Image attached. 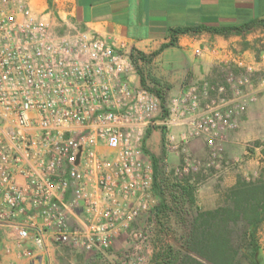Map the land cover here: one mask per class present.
I'll return each mask as SVG.
<instances>
[{"label": "built area", "instance_id": "1", "mask_svg": "<svg viewBox=\"0 0 264 264\" xmlns=\"http://www.w3.org/2000/svg\"><path fill=\"white\" fill-rule=\"evenodd\" d=\"M61 29L35 17L31 0H0V228L8 230L0 264L52 245L106 255L123 234L137 247L147 243L135 225L143 215L152 220L160 206L153 162L144 155L154 129L164 133L167 154L182 155L176 183L197 170L188 141L204 138L206 168H217L224 86L185 80L176 97L157 94L141 85L136 53L74 22ZM250 70L225 79L236 114L255 101V92L243 89L252 87ZM174 127L184 129L179 143L169 136ZM141 262L134 252L129 264Z\"/></svg>", "mask_w": 264, "mask_h": 264}, {"label": "rangeland", "instance_id": "2", "mask_svg": "<svg viewBox=\"0 0 264 264\" xmlns=\"http://www.w3.org/2000/svg\"><path fill=\"white\" fill-rule=\"evenodd\" d=\"M238 44L239 42L236 41L230 47H217L218 51L214 57L223 62L217 65L214 60L215 64L210 74L193 80L197 83L208 82L214 86L225 87L224 99L227 106L222 109V120L218 125L215 137L218 150L214 162L217 168H206V165L211 161V150L204 138L188 141L185 148L189 155V163L197 170L189 176H184L180 180L181 183H176L178 180L172 176V173L181 163L182 155L165 152L162 130L154 129L145 141L144 155L151 161L153 158L157 161V185L163 195V206L158 208L153 219L148 220L147 215H143L135 225V228L146 232L147 243L137 247L126 234H123L106 255L52 245L48 247L47 251L32 250L30 258L21 259L19 262L22 264H129L132 254L137 252L142 257L141 264H154L155 257L168 250H171L175 257H187L189 255L187 241L193 231L194 221L199 218V215L229 207L227 195L239 179L248 184L264 181V164H262L264 142L257 143L259 141L256 138L257 118L253 120V124H249L250 126L245 122L247 111L264 99V58H262L264 57V37L252 38V50L247 53L240 49ZM230 61H233L234 64ZM238 63H241L242 66L238 67ZM135 68L144 81V84L141 83V85L157 91V94L162 91L167 97H176L185 82L183 79L175 82L167 81L163 76L164 71L160 62L153 64L147 60L137 62ZM247 68L251 69L249 72L247 71V75L251 80L252 87L248 86L243 89L247 92H255V101L246 105L242 112L236 114V103L232 102L236 95L228 86L226 87L225 79L230 72L236 76L246 74ZM204 102L205 100L202 99L201 106ZM225 121L233 122L236 128L229 129L225 125ZM183 132L184 129L181 127L171 129L169 136L173 143L181 141ZM260 138L262 139V137ZM185 184L193 188V202H189L183 197L181 187ZM210 208L211 211L208 210ZM229 228L232 247L238 250L239 256L242 257L247 254L244 248H240L243 242L242 233L245 230L244 223L242 221L236 225L231 223ZM7 237L8 230L0 228V241L3 245L7 243ZM256 241L261 264H264V221L258 228ZM216 248V237L214 236L209 239L207 246L200 247V250L208 254L206 258L222 264V260L215 254ZM190 256L195 257L192 254ZM197 258L203 260V258ZM244 262L250 264L248 261ZM177 264L180 263L177 262Z\"/></svg>", "mask_w": 264, "mask_h": 264}, {"label": "crops", "instance_id": "3", "mask_svg": "<svg viewBox=\"0 0 264 264\" xmlns=\"http://www.w3.org/2000/svg\"><path fill=\"white\" fill-rule=\"evenodd\" d=\"M31 10L57 31H62L64 22H74L125 52H139L151 64L160 62L163 76L169 82L201 79L213 71L214 55L195 57V49L230 47L237 41L238 47L247 53L252 50V38L264 37V0H31ZM184 28H236L243 30V34L226 37L207 31L179 34L175 44L170 45L171 32ZM255 118L257 143L261 144L264 99L247 111L245 122L253 124ZM193 259L207 264L197 257ZM12 261L22 264L14 256L4 258L3 264ZM244 261L250 263L246 256L237 255L233 259L234 264H246Z\"/></svg>", "mask_w": 264, "mask_h": 264}, {"label": "trees", "instance_id": "4", "mask_svg": "<svg viewBox=\"0 0 264 264\" xmlns=\"http://www.w3.org/2000/svg\"><path fill=\"white\" fill-rule=\"evenodd\" d=\"M202 31L225 37L230 34H243V30L236 28L177 29L171 32L172 39L170 45L175 44V37L179 34L200 33ZM133 52L136 53L140 60L146 61L143 54L136 51ZM141 83L144 84L142 79ZM156 93L158 92L156 91ZM152 162L155 174L154 191L160 200L159 207H162L163 195L157 185V161L153 158ZM181 190L183 197H185L187 201L193 202V188L185 184L181 187ZM227 200L230 203L229 207L203 213L194 221L193 231L187 241L189 253L187 257H175L171 250H168L164 254L162 253L160 256H156L154 264H172L168 262V260H175V262L178 261L180 264H199L190 254L195 257L203 258V260L208 263L218 264V262H215L213 259L206 258L208 254L200 250V247L207 246L209 239H212L214 236L216 237L217 244L215 254L222 260V264H234L233 259L239 255V252L232 247L229 225L231 223L236 225L240 221H242L245 226V230L242 233L243 242L240 248H244L247 254L243 256H246L251 264H260L256 235L259 226L264 221V181L257 184H248L239 179L236 185L229 191Z\"/></svg>", "mask_w": 264, "mask_h": 264}]
</instances>
